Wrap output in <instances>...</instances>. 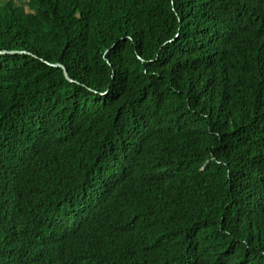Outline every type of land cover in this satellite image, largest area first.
Returning <instances> with one entry per match:
<instances>
[{
  "label": "trees",
  "instance_id": "obj_1",
  "mask_svg": "<svg viewBox=\"0 0 264 264\" xmlns=\"http://www.w3.org/2000/svg\"><path fill=\"white\" fill-rule=\"evenodd\" d=\"M0 264H264V0H0Z\"/></svg>",
  "mask_w": 264,
  "mask_h": 264
},
{
  "label": "water",
  "instance_id": "obj_2",
  "mask_svg": "<svg viewBox=\"0 0 264 264\" xmlns=\"http://www.w3.org/2000/svg\"><path fill=\"white\" fill-rule=\"evenodd\" d=\"M52 66L53 67H60V68L64 69V74H65L66 79L69 80L70 82H72V80L68 77L67 71H66V69H65V67L63 65H61V64H53Z\"/></svg>",
  "mask_w": 264,
  "mask_h": 264
}]
</instances>
